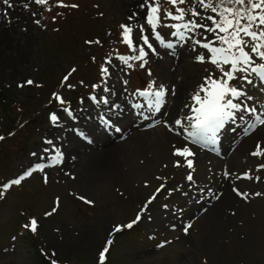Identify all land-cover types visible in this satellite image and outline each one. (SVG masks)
Listing matches in <instances>:
<instances>
[{
    "label": "rangeland",
    "instance_id": "374dc122",
    "mask_svg": "<svg viewBox=\"0 0 264 264\" xmlns=\"http://www.w3.org/2000/svg\"><path fill=\"white\" fill-rule=\"evenodd\" d=\"M8 2L14 7L0 0V134L17 133L0 141V264H46L40 255L47 261L97 264L105 246L104 264H264V170L256 171L264 160L250 155L257 141L264 143V126L243 143L250 137L244 124H229L213 150L184 136L191 123L184 118L194 115L193 94L218 70L197 62L179 44L169 50L156 43L159 55H150L146 69L123 65L119 57L135 53L121 42V25L130 23L143 0H65L78 4L76 9H61L58 0H50L43 7L30 3L28 10L21 7L24 0ZM137 13L143 23L144 12ZM158 30L175 43L168 29ZM139 35L134 33V41ZM96 38L100 44L86 43ZM102 66L110 68V76L101 77ZM65 76L69 80L62 86ZM27 80L34 84L26 85ZM153 80L175 89L160 113L149 109L151 98L133 95ZM105 86L115 95L104 92ZM247 90L250 104L264 112V84L256 80ZM69 99L76 102L68 105ZM53 113L60 117L58 126L49 119ZM177 118L183 128L174 124ZM173 145L195 152L193 183L185 180L188 169L173 167ZM52 149L63 153L61 164L12 185L36 165H51ZM246 172L253 179H237ZM161 183L167 190L141 212ZM234 187L247 196H237ZM53 207L56 212L46 216ZM138 212L141 219L123 227ZM33 218L36 233L25 227Z\"/></svg>",
    "mask_w": 264,
    "mask_h": 264
},
{
    "label": "snow or ice",
    "instance_id": "6c2138e0",
    "mask_svg": "<svg viewBox=\"0 0 264 264\" xmlns=\"http://www.w3.org/2000/svg\"><path fill=\"white\" fill-rule=\"evenodd\" d=\"M3 3L7 4L9 8L14 7L8 0H3ZM30 3L43 7L48 5L50 0H24L21 7L28 10ZM165 4L170 7H165ZM57 7L76 9L79 5L74 2L66 3L65 0H58ZM139 8L144 12L143 23L138 19L139 13L133 12L128 17L130 23L121 25V42L135 53V55L119 57V60L128 69L134 67L146 69L150 55H159L155 47V44L158 43L169 50L174 49L178 44L187 46L194 53V59L197 62L209 63L218 70V74L210 71L193 94L194 105L190 110L194 115L184 118L191 121L188 128H184L185 139L191 138L190 142L193 144L214 145L219 134L229 124H235L237 121L243 123L246 135L254 132L258 126H264V112L258 114V109L250 104L253 97L247 90V86H254L256 80L264 84V0H143ZM30 14L36 16L34 12ZM133 20H136L135 24L131 23ZM34 23L39 24V20H34ZM161 28L169 30L168 34L176 38L175 43L166 40V37L158 30ZM136 31L140 34L138 41L133 39ZM205 33L211 34L212 39H209ZM86 43L100 44V41H86ZM217 43L219 46H214ZM106 63L111 64L112 62L109 60ZM100 71L102 78L111 74L109 67L102 66ZM148 75H153L150 70H148ZM68 80L69 76H65L61 82L62 86ZM125 83L127 82L125 81ZM25 84L33 85L34 81L27 80ZM18 86L24 87L25 85ZM67 87L71 88L72 85L68 83ZM97 87V85H93V90ZM103 91L115 95L107 86L103 88ZM170 93L174 95L175 89H168L164 84H157L153 80L147 85V89H138L133 95L151 98L147 100L149 109L160 113L165 98ZM53 95L61 105L66 104L60 95L56 93ZM90 99L97 103L100 100L105 104L109 103V100L104 97H100L98 100L96 96H91ZM135 107L143 106L137 104ZM63 111L71 115L68 107H64ZM149 118L148 115H143V119ZM49 119L53 126L59 125L60 117L55 113L51 114ZM159 122L157 121V123ZM108 123L110 124V122ZM174 124L183 128V122L179 118L174 121ZM115 131L119 132L121 129L117 127ZM2 139L4 138L0 137V140ZM45 143L51 145L52 141L46 140ZM52 150L55 151V155L49 158L51 165H36L34 169L25 172L24 176L14 179L11 182L12 185H20L26 176L32 175L33 171H44L46 167L61 164L63 153L56 149ZM33 155L36 154L33 153ZM172 155L177 158L173 162V167L188 169L185 180L193 183L195 168L192 157L195 156V152L187 145L180 147L173 145ZM250 155L264 160V143L257 141ZM37 159H41V157H37ZM261 170H264V162L256 166V171ZM231 175L232 173L227 171L224 173L226 179ZM157 179L162 180L163 178L157 177ZM237 179H253V177L246 172L242 177L237 176ZM255 179L259 180L260 177L256 176ZM44 180L45 183L48 182L47 175ZM165 190H167L165 184L161 183L156 191L149 196L141 212L146 211L148 206L157 199L158 194ZM232 190L237 196H247V193L242 192L239 188L234 187ZM256 195H260V193H256ZM78 198L86 204L92 203L84 195H80ZM54 212H56V207H53L45 215L50 216ZM141 212L137 213L135 220L123 227L132 228L141 219ZM25 227L32 233H36L38 222L33 218ZM115 231H121V226H116ZM111 243V240L107 241L108 245ZM107 252L108 247L105 246L99 255L100 264H104ZM52 264H56V261L53 260Z\"/></svg>",
    "mask_w": 264,
    "mask_h": 264
},
{
    "label": "trees",
    "instance_id": "16d2710c",
    "mask_svg": "<svg viewBox=\"0 0 264 264\" xmlns=\"http://www.w3.org/2000/svg\"><path fill=\"white\" fill-rule=\"evenodd\" d=\"M93 56H91V58H92ZM3 100H5V99H3ZM73 102H75V100H73ZM29 124V121H27V122H25L24 123V126L26 125H28ZM21 129V128H20ZM17 130V129H16ZM16 130L15 129H10V132L8 133V134H4V133H1V134H3V137L4 138H7V136H10V137H12L14 134H16L17 132H16ZM43 254V253H42ZM44 255V254H43ZM42 258H43V260H44V262L46 263V264H52V261H50L49 259V261H47V260H45L44 259V257L42 256V255H40ZM56 264H66V262H61V261H59V260H56Z\"/></svg>",
    "mask_w": 264,
    "mask_h": 264
},
{
    "label": "bare ground",
    "instance_id": "6f19581e",
    "mask_svg": "<svg viewBox=\"0 0 264 264\" xmlns=\"http://www.w3.org/2000/svg\"><path fill=\"white\" fill-rule=\"evenodd\" d=\"M137 12H141V10H140V11L137 10ZM141 21L143 22V18L141 19ZM250 138H252L251 133H250V137L245 138L244 141H243V143H247V142L250 140ZM75 139L77 140V141H76L77 143H80V144L82 143V142H81L80 140H78L77 138H75ZM243 143H242V144H243ZM244 145H245V144H244Z\"/></svg>",
    "mask_w": 264,
    "mask_h": 264
}]
</instances>
